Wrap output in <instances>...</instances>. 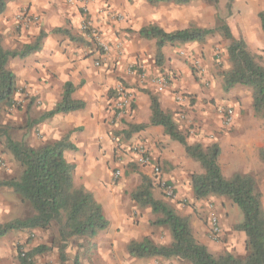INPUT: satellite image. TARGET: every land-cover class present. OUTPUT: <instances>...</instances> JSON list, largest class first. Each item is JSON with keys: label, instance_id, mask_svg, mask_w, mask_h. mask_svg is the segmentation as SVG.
<instances>
[{"label": "crops", "instance_id": "1", "mask_svg": "<svg viewBox=\"0 0 264 264\" xmlns=\"http://www.w3.org/2000/svg\"><path fill=\"white\" fill-rule=\"evenodd\" d=\"M87 9L97 41L107 46L106 52L82 30L84 16L74 0H9L0 15V42L4 49H19L32 43L41 31L46 33L39 51L22 59L11 58L6 66L15 77L17 92L26 99L17 108L25 114L22 143L38 149L69 137L76 150L65 152L64 157L75 167L74 186L92 193L109 222L95 237L70 238L76 250L69 264H153V258L131 257L127 245L146 237L162 242L157 235L152 236L154 227L164 228V240L170 243L168 227L153 224L161 215L154 214L150 207L138 206L130 198L141 177L152 176L151 166L137 163L132 151L137 143L145 145L151 163L160 167L163 179L174 190L172 199L167 198L153 184L154 199L168 205L178 216L187 217L194 239L210 253L244 257L245 234L234 229L242 221L241 211L227 197H194L191 178L202 173V168L186 155L182 145L171 140L160 126H149L129 138L125 132L129 125L148 123L149 95H155L161 109L186 135L188 144L219 147L218 164L224 178L235 174L251 176L256 190L264 194V163L259 157L264 131L254 116L251 89L236 85L225 92L219 76V67L230 69L227 49L232 40H243L252 55L264 56V32L258 17L264 12V0H233L229 8L225 4L222 13L218 0H192L180 5L150 4L147 0H88ZM15 24L29 31L15 33ZM223 24L231 39L216 32L203 42L165 44L159 57L156 40L140 34L151 25L172 33L190 27L218 29ZM55 29L66 30L70 35L53 33ZM195 62L200 71L194 67ZM159 78L167 83L163 92L157 91L155 81ZM67 82L74 87L72 99L84 102L85 107L38 121L60 102ZM120 86L133 92L134 102L125 113L116 116L112 100ZM221 108L232 111L228 126L222 123ZM261 198L264 209V197ZM213 216L221 228L218 241L209 237ZM45 230H37L43 240V245L38 246L47 251L33 258L53 249L46 241ZM59 231L60 243L69 241L62 240ZM83 242L94 250L91 259L84 263L82 251L77 248ZM5 252L10 258H2L0 264H19L11 258V247ZM54 254H48L46 261L51 259L57 264ZM162 263L188 264L174 258L163 259Z\"/></svg>", "mask_w": 264, "mask_h": 264}, {"label": "trees", "instance_id": "2", "mask_svg": "<svg viewBox=\"0 0 264 264\" xmlns=\"http://www.w3.org/2000/svg\"><path fill=\"white\" fill-rule=\"evenodd\" d=\"M8 1L0 0V15L4 12ZM147 1L150 4L172 2L180 5L192 0ZM211 1L217 3V0ZM232 2L233 0H228V8ZM258 17L264 32V12H260ZM52 32L70 35L62 29H55ZM216 32H220L226 39H231L225 24L218 29L190 27L172 33H166L151 25L143 28L140 34L147 39L156 40L159 57V51L165 44L203 42ZM44 36L46 33L41 31L32 43L13 50L4 49L0 42V110L2 107H13L14 96L18 93L15 77L6 68L8 60L22 59L39 51ZM227 57L230 69L221 73L223 90L228 92L236 85L250 88L254 114L264 119V66L246 49L243 40L231 41L227 49ZM73 91V85L67 82L60 102L52 110L45 112L38 121L56 114L83 109L84 102L72 99ZM149 96L151 115L148 123L129 125L125 132L127 138L149 126H160L171 140L182 145L186 155L198 162L202 168V173L193 174L191 178L194 197L196 199L210 196L227 197L241 211L242 221L234 229L245 234L246 255L240 258L231 254L210 253L205 246L194 239L187 217L178 216L168 205L154 199L151 180L146 176L141 177L139 186L131 193L130 198L138 206L150 207L154 214L161 215L153 224L167 226L171 242L168 245H157L147 237L140 241H131L127 245L128 254L137 259L174 258L188 264H264V209L254 178L240 174H235L230 179L224 178L218 164L219 147L216 144L207 147L188 144L186 135L178 129L172 116L161 109L157 97L152 94ZM35 122H31L30 125ZM1 135L4 136V147L20 166L21 173L17 178L1 181L0 187H7L18 195L22 202L30 205L34 214L26 219H14L0 224V239L13 231L45 230L53 223L59 224L62 240L74 236L92 238L108 227L109 222L103 214L102 207L92 193L83 187L74 186L75 167L64 157L66 151L76 150L69 137H63L34 149L22 142L14 141L4 130L0 131ZM259 157L264 163V147L260 149ZM21 251V248L17 249L19 264H32L33 257L46 252L47 248L36 246L26 253ZM74 264H78L77 261Z\"/></svg>", "mask_w": 264, "mask_h": 264}, {"label": "rangeland", "instance_id": "3", "mask_svg": "<svg viewBox=\"0 0 264 264\" xmlns=\"http://www.w3.org/2000/svg\"><path fill=\"white\" fill-rule=\"evenodd\" d=\"M226 3H228V0H218L219 11L221 13L223 11L225 12ZM217 11H218V8H217ZM14 29H15V33H19L20 31H23V32L29 31L28 28H25L24 30L21 29V27L18 24H15ZM6 50H13V49H6ZM254 56L256 57V60L261 65L264 66V56L261 54L254 55ZM219 63L222 64V62H219ZM227 64H229L228 61H227ZM221 68L222 67H219L220 77H221V73L224 71V70H221ZM23 100L25 101L26 99L22 96V94L17 93L14 96V101H15L14 106L11 108L2 107L0 110V131L1 130L6 131L7 135H9L16 142H23V139H25V137H22V132H21L22 130L21 124H22L25 114H24V111L19 110L20 107L23 106ZM18 107L19 109L17 110ZM254 116L261 123L259 124V129L261 131H264V119L256 116L255 114ZM0 137H1L0 138L1 139L0 140V161L4 163V166L0 165V182H1V181H6V180L13 179V178H17L19 174L21 173V168L13 160L12 156L9 154V152H7L6 148L4 147L3 145L4 136L1 135ZM41 144L42 143L40 142L39 146H41ZM131 184H134V182H131ZM258 186H259V183H258ZM261 186L264 189V183H262ZM152 189H153V184H152ZM259 193L261 194V197H264L263 193L261 192ZM0 205H1L0 206V224H4L14 219H26L34 214V211L30 207V205L28 203L22 202L19 196L14 194L7 187H0ZM59 227L60 226L58 223H53L47 229L48 232L45 230V232L48 235L46 237L48 240L46 241L49 244V246L51 245L53 247V249H51L50 252L46 253L45 255H41L40 257L33 258L32 264H54L55 261L53 263L51 259L46 261L48 254L52 255V253H55L54 255L57 256L56 257L57 264H69L70 263L72 256L75 255L74 251L76 250V247H74L75 246L74 243L70 242V238H69V241H64L62 242V244L60 243V241L58 240L59 238L57 236V229H60ZM153 229L154 231L152 233V236L157 235L156 237H159V241H162V242H154L155 244L157 245L170 244L168 243V240L167 241L164 240L165 238L164 228L154 227ZM41 241L43 240L40 236V232H37V230L23 231V232H11L6 238L0 240V263L3 262L2 258L4 257H6V259L10 258V254H8V252H5V249L11 247L12 248L11 258L14 261L18 262V259H17V254H18L17 249L18 248L22 249L21 252L26 253L38 245H43ZM77 248H79L82 251L81 261L83 263L86 261H89L92 255L94 254V250L88 242H83ZM61 257H63V259ZM153 259H155L153 261V264H163L162 263L163 258L154 257Z\"/></svg>", "mask_w": 264, "mask_h": 264}, {"label": "built area", "instance_id": "4", "mask_svg": "<svg viewBox=\"0 0 264 264\" xmlns=\"http://www.w3.org/2000/svg\"><path fill=\"white\" fill-rule=\"evenodd\" d=\"M76 3H79L80 12L84 16L82 21V30L88 35L91 36L92 39L97 43V45L104 51H107V46L103 45L99 40L97 41L98 34L95 30V28L92 26L90 19L88 18V9L87 4L88 0H74ZM96 65H99V63H96ZM194 67L196 70L200 71V69L197 67V63H194ZM157 86L158 92H163L164 89L167 87L166 80L163 78H159L155 81ZM176 99L179 101L181 100V96H177ZM134 102V94L133 92L124 87L120 86L114 91V97L112 100V107L114 112L116 113V116H119L122 113H125L130 107L132 106ZM219 113L222 115V123L225 126L230 125L232 121V111L230 109L221 108L219 110ZM132 151L137 156V163L141 166H151V181L152 184H154L156 187L160 188L161 191L164 193V195L167 198H172L174 196L173 188L168 185V183L163 179L161 169L158 165H154L151 163L150 156L147 152V149L144 144L137 143L132 146ZM0 165L4 166V163L0 161ZM119 173H116V176H118ZM221 228L219 225V222L216 217H211L210 219V231H209V237L213 241H218L220 237ZM23 256V254H22Z\"/></svg>", "mask_w": 264, "mask_h": 264}]
</instances>
